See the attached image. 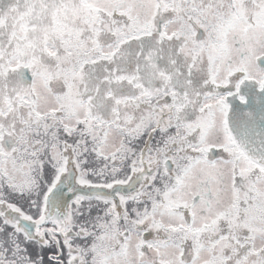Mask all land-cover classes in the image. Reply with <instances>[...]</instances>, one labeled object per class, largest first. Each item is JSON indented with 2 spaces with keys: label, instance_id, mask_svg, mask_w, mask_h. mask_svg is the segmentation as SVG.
Listing matches in <instances>:
<instances>
[{
  "label": "snow or ice",
  "instance_id": "snow-or-ice-1",
  "mask_svg": "<svg viewBox=\"0 0 264 264\" xmlns=\"http://www.w3.org/2000/svg\"><path fill=\"white\" fill-rule=\"evenodd\" d=\"M0 264H264V0H0Z\"/></svg>",
  "mask_w": 264,
  "mask_h": 264
}]
</instances>
